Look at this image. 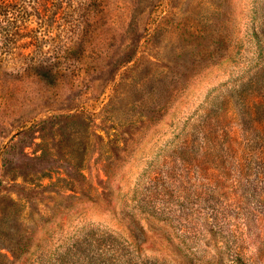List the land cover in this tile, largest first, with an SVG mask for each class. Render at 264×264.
<instances>
[{
    "label": "rangeland",
    "instance_id": "374dc122",
    "mask_svg": "<svg viewBox=\"0 0 264 264\" xmlns=\"http://www.w3.org/2000/svg\"><path fill=\"white\" fill-rule=\"evenodd\" d=\"M44 3L0 14V264H264V0Z\"/></svg>",
    "mask_w": 264,
    "mask_h": 264
},
{
    "label": "trees",
    "instance_id": "16d2710c",
    "mask_svg": "<svg viewBox=\"0 0 264 264\" xmlns=\"http://www.w3.org/2000/svg\"><path fill=\"white\" fill-rule=\"evenodd\" d=\"M45 0H37V5L40 8H43L45 5ZM15 3V0H0V14L7 15L9 13V7H12ZM9 10V11H8Z\"/></svg>",
    "mask_w": 264,
    "mask_h": 264
}]
</instances>
